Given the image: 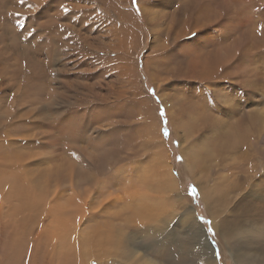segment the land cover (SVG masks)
<instances>
[{
  "label": "bare ground",
  "instance_id": "1",
  "mask_svg": "<svg viewBox=\"0 0 264 264\" xmlns=\"http://www.w3.org/2000/svg\"><path fill=\"white\" fill-rule=\"evenodd\" d=\"M37 1L43 2L44 0ZM116 1L121 5V11L115 15L116 21L114 20L112 23L105 11L102 15L107 26H109L105 34L109 35V29L111 35L113 34L112 46L108 44L110 42H107L108 49L112 50L114 60L118 64L113 65V67L117 71V77L120 81H123L125 86L121 87L122 83H119L120 88L117 89L116 104L108 105L105 99L101 98V103L96 107L100 110L107 109L112 116L117 111L124 110V106L127 104L136 107L146 129V137L141 144L146 153V156H143V167L128 163L123 164L124 161L129 159L128 156L124 158L115 157L120 155L121 148L126 140L123 132L124 128L118 124L119 121L109 119L104 122L100 113L96 123L89 122L87 121V109L89 107L86 108L85 104H81V107L77 108L75 113L76 123L68 120L59 123L58 130L64 139L59 138L58 141L56 140L58 134L55 133L56 126L46 116H42V118L44 122L46 121L50 125H46V130L43 133L40 129L36 130L38 127L37 121L32 116L16 117L7 121L10 119V114H14V109H17L18 115H20L21 110L19 111L18 107L24 102L35 103L39 94L24 93L23 100L20 97V88L10 90L0 87V107L6 103L5 97H3L5 92L10 93L11 101L17 98L14 101L17 106L8 108L10 114L3 117V121L0 122V127L6 126L5 130H0V264H87L89 260L88 252L92 254L90 257L92 261L104 262L105 264H124L123 262L127 261L131 251H135L136 254H138V251L142 252L141 256L145 259L141 264H181L177 253H172L167 258L163 256L161 260L146 257V253L152 252L154 247L164 249L166 246H171L166 240L171 237L170 231L173 222L177 219L179 222L183 220L180 208H182L184 202L182 200L183 194L178 191V185L172 175L174 169L170 160V148L161 139L157 114L150 98L146 95L145 84L141 82L142 80L139 77V64H141V61L145 73L160 71L167 68V65L172 64V67H175L182 76L200 82L202 87L205 86L203 89L212 85L210 89L212 87L215 103L222 105L223 111L217 114L214 110L205 113L209 111L208 107L206 105L198 107L199 103H194V107H198L197 110L202 117H205L212 134L217 136L218 146L216 150H213L215 155L224 150L223 144L226 143L220 135L230 137L228 131L235 129L232 126L233 123L238 122L244 126V129L249 131L247 133L254 134L255 126L259 125L262 116H264V109L261 107L257 111L252 109V105L243 109L242 103L236 104L231 101L226 94L220 92L213 85L212 82L217 79L218 66H220L215 57L218 52L215 48L217 43H212L210 49H203V47L202 50L190 53V44L183 40L182 43L178 44L177 49L184 48L187 49V52L175 59L174 63H168V61L173 58V55H177V51L171 52L165 48L167 41L169 45H172L173 42L179 41L183 36L201 32L202 27L207 29L220 27L230 38L233 37L232 50L239 48L234 51L238 62H244L246 67H250L255 63V60L264 58V24H258L259 27H257L255 24V26L252 25L250 18L243 19L240 7L244 3L243 0H217L223 13L219 11L216 18L211 17L216 14L212 11L213 9L203 5L205 1L202 3V0H194L191 6V0H180L182 3L175 0L178 4L171 8L176 14L184 16L183 19H180L183 25L178 22L176 26L179 28V32L177 31L174 35L168 34L165 38L163 36V39L158 37V35H161L158 32V27L161 25L159 22L162 21L163 23V20L168 16L172 17L174 12L167 13L166 11L158 15V7L156 11L153 10V7V9H149L146 5L148 2L144 3V0H142L141 10L144 12L145 19V22H143L129 8L130 0ZM211 5L213 6V4ZM186 15H189L191 20L207 18L199 23L200 26L193 27L190 24V19L183 22ZM46 17L47 19L41 25L48 21L49 15ZM61 17L62 11H56L55 19ZM70 27L72 26L70 25ZM169 27L170 29L166 30L170 32L173 26ZM195 29L199 31H195ZM197 36L200 35L196 34L195 37ZM206 37H209V34ZM125 40L129 42L128 45H123ZM216 40L218 41V39ZM89 41L88 43L91 42ZM191 44L192 46L197 45L192 40ZM104 45L102 47L97 46L100 48V50L98 48V51L101 52ZM145 47H150L149 51L148 48L144 49ZM150 51L157 52L158 58L156 60H162L161 65L149 61L146 53ZM223 54L225 55V52ZM161 55H165V58H161ZM226 64L224 62L225 66ZM156 75L158 74L156 73ZM170 75L172 76V74ZM150 80L148 78V81ZM259 80L264 82L262 74H256L254 77L248 75V78L243 81L248 89L251 104L258 98L257 91H261L262 88ZM106 82L108 81L106 80ZM258 84L261 86H258ZM109 88H106L107 93L110 90ZM176 88H179V86ZM95 89L96 87L94 91ZM158 92L168 105L165 112L168 113L167 117L172 121L170 124L173 125L174 123L176 126H181V144H184L181 146V151L184 154V161L181 166L182 172L181 169L179 172L180 175L197 168L204 172H211L208 167H195L196 160L193 153L197 146L195 143L188 142L189 132L187 129L189 127L182 126L184 121L179 114L175 113L174 108L176 106L172 103V100L177 95L170 94L167 97L164 91H160L159 86ZM99 94L95 93L96 96ZM128 95L132 96V99ZM85 97L88 98V96ZM118 103L120 106H118ZM189 104H191V101H189ZM261 104L264 105V101H261ZM231 110H234V114L227 117L228 112ZM179 111L183 112L182 109H179ZM43 114L48 116L47 112H43ZM92 134H94L93 138ZM185 138H188L186 142L184 141ZM117 145L120 148L114 154ZM57 146L66 149L62 155L60 153L61 149L59 150ZM71 153L75 157L74 163H70V160L67 159L71 156ZM76 158H79L80 161H77ZM110 162H118L114 174H108L104 181L90 186L85 196L82 197L83 194L77 192L78 183L88 179L86 176L88 171L98 172L94 168H99ZM82 163L87 168H83ZM113 177L115 178L114 182L111 181ZM203 180H207V178H203ZM111 185L112 188H110ZM58 189H60L59 194H57ZM173 193L178 194L177 202L173 201L174 199L172 200ZM59 198L62 200L61 202H58ZM256 200L258 199L255 197L252 201L255 202ZM250 210L254 220L256 216L258 217H256L257 220L264 219V201L261 205L253 203ZM193 219V217L188 218L182 222L184 232L181 233V238L182 235H187L191 239L190 243L198 254V258H196L199 264H219L215 255L217 249L213 247L212 243H209L210 237L208 238L204 228L198 227V223ZM254 223L251 221L247 225H243L244 227L241 230L236 229L229 235L222 234L219 232L220 229L215 232L216 238L220 241L219 251L223 255H228L233 264H264V220L260 224ZM82 225L85 226V236L78 238L80 231V235L82 234ZM87 228L90 230L88 234ZM129 228L136 231L132 232L130 230L129 232ZM134 244L136 246H133ZM250 244H259L262 250L250 251L247 249ZM87 246H89V251L86 249ZM173 246H178L181 250V240L180 243ZM83 247L85 248L83 249ZM170 251L173 252V248ZM180 253L182 255V250ZM184 254L188 257L192 256L189 253L184 252Z\"/></svg>",
  "mask_w": 264,
  "mask_h": 264
},
{
  "label": "rangeland",
  "instance_id": "2",
  "mask_svg": "<svg viewBox=\"0 0 264 264\" xmlns=\"http://www.w3.org/2000/svg\"><path fill=\"white\" fill-rule=\"evenodd\" d=\"M166 1L144 0V3L148 2L146 5L149 9L154 8L153 10L156 11L157 7L159 8L158 15H161L166 11L167 13L171 11L174 12L172 17L168 16L163 20V23L162 21L159 22L161 25L158 27V32L162 36L158 35V37L161 39H163V36L164 38L168 36V34L174 35L177 31L179 32V28L176 26L178 25V22L183 25L180 19H183L184 16L176 14L171 8L178 3L175 0ZM177 1L182 3L180 0ZM204 1L205 3L203 5L211 7L213 9L212 11L216 13L211 17L216 18L219 11L220 13H223L221 8L218 6L217 0H202V3ZM141 2L142 0H135V2L134 0H130L131 4L129 3V8L134 11L138 18L145 22L144 12L141 10ZM192 2L194 3V0H191V6L193 5ZM243 2L244 3L240 6L243 19L250 18L253 23L252 25L255 24L257 27L264 24V0L254 2H245L243 0ZM211 4H213L214 7ZM81 6H83V8H81ZM65 9H67V11H65ZM58 10L62 11V17L60 19H55V12ZM89 10L91 11L90 13ZM103 11L109 15L111 22L113 23L114 20L116 21L115 15L121 11V5L116 0H44L43 2H38L37 0H23V3H21V0H0V87L8 88L10 90L20 88V97L23 100L24 93L39 94L38 100L35 103L24 102L20 107H18L19 111L21 110V114L18 115L17 109H14V114H10L8 111L13 106H17V103L14 102L17 98H14V101H11L12 98L9 96L10 93L8 94V92H5L3 97H5L6 103L0 107V122L3 121V117L8 116L9 114L10 119L7 121L16 117L25 118L32 116L37 121L38 127L36 130L40 129L43 133L46 130V125H50L48 122H44L42 118V116H46L52 120L53 125L56 126L55 133L58 134L56 136V140L59 141V138L62 140L64 139L61 132L58 130L59 123L63 120L76 123V110L81 107V104H85L86 108L89 107L87 109V121L96 123L99 119V114L101 113L102 120L104 122L109 119H113L117 122L119 121L118 124L124 128L123 132L125 133L124 135L126 140L121 148L120 155L115 157L124 158L125 156H128L129 159L124 161L123 164L128 163L133 166L139 165L140 167H143V156H146V153L141 144L142 140L146 137V129L136 107H131L127 104L124 106V110L117 111L113 116L107 109L100 110L96 107L101 103V98H103V100L105 99L108 105L116 104L115 101L118 94L117 91L120 88L119 86L121 83V87L125 86L123 81H120L119 77H117V71L115 67H113V65L116 66L117 63L115 62L116 60H114V55H112V50L108 49V44L112 46L111 40L113 38V34L111 35L110 29L108 31L110 36L105 34V31L109 28V26H107V23L103 18ZM47 15H49L48 21L44 23V25H41V23L47 19ZM72 18L75 19L73 20ZM205 18L207 17L201 19L199 18L200 20H191L189 15H186V19L183 22H187L188 19H190V24L193 27L200 26L199 23L203 22ZM223 18L226 19L225 16H223ZM70 25L72 27H70ZM169 26H173L172 30H170L171 33L166 30L170 29ZM193 27L192 29L194 30ZM201 30L202 31L199 33L194 32L195 34L183 36L186 38L182 37L179 41L176 40L177 42H173L172 45H169L168 41L165 43L167 45L161 43L162 45H165L167 51H177V55H173V58L170 59L168 63H174L175 59L182 56L184 52H187V49L184 48L177 49L178 44L182 43L183 40L190 44V53L202 50L203 47V49H207L209 47L211 48L212 43H217L215 48L218 52L215 57L220 63V66H218L217 79H214V82H212L213 85H215L220 92L226 94L231 101L236 104L242 103L243 109L251 105L252 109H255L256 111L260 107L264 109V105L261 104V101H264V82L259 80V82L261 81L260 83L262 84V88L261 91H257L258 98H256L253 104H251L248 89L243 83V81L248 78V75L254 77L256 74H262L264 76V58L259 60L257 59L254 61L255 63L253 65L246 67L244 62H238L236 52H234L236 48L232 50L233 37L230 38L220 27H213L210 29L202 27ZM195 31L199 30L195 29ZM196 34L200 36L195 37ZM207 34H209V37H206ZM92 36L94 39L91 38ZM216 39H218V41ZM103 40L104 42H102ZM191 40L197 45L192 46ZM88 41L90 43H88ZM107 42L110 43L107 44ZM128 44L129 42L127 40L123 42V45ZM103 45L104 47L101 48V52L98 51L99 47L97 46L102 47ZM147 48L148 47H145L144 49ZM238 49L239 48H237V50ZM224 52L225 55L223 54ZM146 54H148L149 61H152L153 64H162L160 63L162 60H156L158 58L157 52L150 51ZM165 55H161V58ZM224 62L227 63L226 66L224 65ZM141 64H139V77L142 80L141 82L145 84L144 89L146 95L150 98L153 108L157 114V122L159 125L161 139L165 144L167 143V147L170 148V160L172 168L174 169L172 170V175L175 183L178 185V191L183 194L182 200L184 202V205L180 208L183 220L179 222L177 219L173 222L170 231L171 237L166 240L171 246H166L164 249L154 247L152 252L146 253V257L148 259L161 260L163 256L164 258H167V256L170 257L172 253H177L181 264H199L197 259L198 254L195 251L194 246L190 243L191 239L187 235H182L183 237L181 238V233L184 232L181 224L184 220L193 217L198 223V227L204 228L208 238L210 237L209 243H212L213 247L217 249L215 255L217 251H219L218 247L220 241L216 238L215 234L213 236L212 233L207 232V228L209 226L214 230V233L220 229L219 232L224 235H229L236 229L241 230L242 227L251 221H253V223L255 222L254 224H260V222L264 220H257V216V218L254 217V220L252 217V211L250 210L253 203H259V205H261L264 201V116L261 115L262 120L259 125L255 126L253 130L254 134L247 133L249 131L244 129V126L238 122L233 123L232 126H234L235 129H230L228 131L230 137L220 135L226 143L223 144L224 150L220 154L215 155L213 150H216L218 146L217 136L212 134L205 117H202L197 110V108L201 105H206L209 111H206L205 113H209L214 110L217 114L223 111V106L215 103V99L212 94V87L210 89V86L212 85L203 89L205 86L202 87L200 82L190 80L189 78L182 76L178 73L175 67H172V64L167 65V68L160 71H149L148 73L144 72L142 61ZM240 67L244 68L241 70ZM156 73L158 75H156ZM170 74H172L173 77ZM157 77L161 80H158ZM148 78L149 80L151 79V82L148 81ZM106 80L109 82L108 85ZM162 80L165 81L163 82ZM156 84L160 87L161 92L164 91V94L167 97H169L170 94L175 96L177 95L175 99L172 100V103L176 106L174 108L175 113L179 114L184 121L182 126L185 125V127H189L187 129L189 132V139L185 138L184 141L186 142L188 139V142L195 143L197 146L193 153L196 160L195 167H208L211 169V172H204L197 168L196 170L193 169L191 172L182 173L180 175L179 172L180 169L182 172L181 166L184 161V154L181 151V146L184 145L181 144V126H176L174 123L173 125L170 124L172 121L169 117H167L168 113L165 112L167 111L168 105L160 96L158 86ZM259 85L260 84H258V86ZM116 86L118 87L116 88ZM177 86H179V88H176ZM95 87L96 89L94 91ZM108 87H110V90L107 93ZM172 87L175 88L173 89ZM95 93L100 94L96 96ZM85 96H88V98ZM128 96L132 99V96ZM189 101H191V104H189ZM194 103H199L198 107H194ZM118 106H120L119 103ZM179 109H182L183 112L179 111ZM43 112H47L48 116L44 115ZM162 112L163 115H161ZM231 114H234V110L229 111L227 117L232 116ZM165 127L168 131L167 136L164 135ZM5 129V125L0 127L1 131ZM93 137L94 134H92V138ZM57 147L59 150L61 149V155L66 150L62 147ZM118 148L120 147L117 145L114 154H116ZM104 152L106 153L105 148ZM177 157H181V159L178 160ZM67 159L70 160V163L75 162V157L72 153ZM76 160L80 161L79 158H76ZM81 166L83 168L86 167L83 163ZM117 166L118 162H110L109 164H103L99 168H94L98 172L88 171L86 173L88 179L78 183L77 192L82 193V197H84L90 186L104 181L108 174L113 175L115 171L114 169ZM203 178H207V180H203ZM114 180L115 178L113 177L111 181L114 182ZM192 187L196 188L195 195L190 192ZM110 188H112V185ZM109 191H111V189H109ZM59 192L60 189H58L57 194H59ZM177 197L178 194L173 193L172 200L174 199L173 201L177 202ZM255 197L258 200L253 202L252 200ZM61 201L62 200L59 198L58 202ZM199 217H203L205 221L210 220L211 225L202 223L201 220L198 219ZM130 230L132 232L136 231L132 228H129V232ZM89 231L90 230L87 228V234ZM80 232L78 233V238H80V236L84 237L85 226L83 227L82 225L81 235ZM180 240L182 255L180 253V248H178V246H173L180 243ZM133 246H136V244ZM84 248L85 247H83V249ZM172 248L173 252L170 251ZM86 249L89 251V246H87ZM247 249L250 251L262 250L259 244H250L247 246ZM184 252L189 253L192 256L188 257L185 254L184 256ZM219 254V259H217L219 264H233L232 259L228 258V255H223L220 251ZM141 255L142 252L140 251H138V254H136L135 251H131L129 252L127 261L123 263L141 264L145 259V257H142ZM87 256L89 257L87 264H105L104 262L98 263L92 261V259H90L92 254L89 252L87 253Z\"/></svg>",
  "mask_w": 264,
  "mask_h": 264
},
{
  "label": "snow or ice",
  "instance_id": "3",
  "mask_svg": "<svg viewBox=\"0 0 264 264\" xmlns=\"http://www.w3.org/2000/svg\"><path fill=\"white\" fill-rule=\"evenodd\" d=\"M134 2H135V0H134ZM21 3H23V0H21ZM65 11H67V9H65ZM150 91H152V90H150ZM161 115H163V112L161 113ZM165 124H166V121H165ZM164 135H165V136L168 135V131H167V128H166V127L164 128ZM177 159L179 160V159H181V157H177ZM190 192H191L193 195H195V193H196V188H195V187H192V188L190 189ZM198 219H200L202 223H206V224H208V225H211V221H210V220L205 221L203 217H199ZM207 232L212 233L213 235L215 234V233H214V230H213L210 226L207 228ZM219 256H220L219 251H217V253H216V257H217V259H219Z\"/></svg>",
  "mask_w": 264,
  "mask_h": 264
}]
</instances>
